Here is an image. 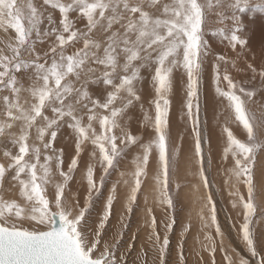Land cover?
I'll use <instances>...</instances> for the list:
<instances>
[{
	"label": "snow or ice",
	"instance_id": "6c2138e0",
	"mask_svg": "<svg viewBox=\"0 0 264 264\" xmlns=\"http://www.w3.org/2000/svg\"><path fill=\"white\" fill-rule=\"evenodd\" d=\"M249 7L250 0H0V30L15 32L0 47V144L11 145L0 150L7 161L0 162V186L10 175L29 205L25 209L16 200L0 199V264H127L133 244L124 250L118 247L127 227L124 219L137 202L149 167L156 170L154 199L166 209L174 208L169 187L182 149L171 142L169 109L174 73L179 70L186 78V112L194 139L188 161L195 160L196 175L208 189L196 198L204 230L201 249L210 253L211 264H217L218 250L223 264H264V233L255 234L252 228L257 195H264V165L256 178L257 164L264 156V104L259 106V116L251 111L254 90L234 82L226 68L221 73L222 64L235 66V60L214 55L205 38L218 36L239 57L248 45L241 14ZM251 8L264 12V0ZM77 22L83 27H77ZM37 44L46 45V50L38 51ZM209 57H213L215 91L226 99L230 121L244 130L245 139H240L227 122L222 128L223 158L231 157L229 180L236 181L230 186L231 206L240 210V222L232 228L247 256L225 247L204 166L198 100L200 76ZM247 68L253 79L258 75L264 82V67L249 63ZM142 69L148 71L150 81ZM221 80L227 82V90L220 87ZM142 82H150L152 91L142 88ZM90 85L102 87L94 94ZM136 107L145 137L133 134L129 127L128 112ZM64 126L74 135L75 149L67 170L63 150L54 146ZM89 145L81 203L78 194H68V186ZM132 152L134 171L120 172L122 179L112 184L93 218L94 194ZM53 165L62 182L55 183L50 193L47 185ZM121 183L127 188L125 214L105 240ZM238 184L246 187V195ZM146 212L149 247L141 246L137 259L140 264H167L168 232L175 218L158 221L151 208ZM188 231L186 226L184 232ZM177 257L176 264H187L184 241L178 245Z\"/></svg>",
	"mask_w": 264,
	"mask_h": 264
},
{
	"label": "rangeland",
	"instance_id": "374dc122",
	"mask_svg": "<svg viewBox=\"0 0 264 264\" xmlns=\"http://www.w3.org/2000/svg\"><path fill=\"white\" fill-rule=\"evenodd\" d=\"M64 2H68V0H64ZM256 2H258V0H250L249 10L246 11L245 13L241 14L242 27H244L243 19H246V18L249 20L250 25L254 26V27H249L248 31H246L247 35L249 34L248 38L250 37L249 38L250 40H251V38L252 39L256 38V37H254V34H257L256 33L257 27L255 28V21H257L259 18L264 17V12H261L258 9L252 10L251 4H254ZM53 14L58 19V12H54ZM262 22L264 23V18L262 19ZM76 26L77 27H83V24L80 22H77ZM259 33H260V30H259ZM14 35H15L14 30H10L9 33H4L3 30H0V47H4L8 43L9 38L11 36H14ZM205 38L209 40L214 55L221 53V54H225L227 57H229L230 61L235 60V66H233V64L231 62H229L227 65L222 64L221 73L223 74V71L226 68L228 71V74L233 78L234 82L238 83L241 86H244L245 88L254 90V92H255L254 102H249V106H250L251 111L255 112L256 115L259 116L260 115L259 106L264 104V82L261 81V79L259 78L258 75L256 76L255 79H253L254 74L247 68V65L249 63H251L254 66H256L258 69L260 67H264V49L262 48L263 46L260 44L261 46H259V45L254 46V48L248 47L247 49L243 50V52L241 53V55L239 57H237L235 53H233L229 48H227L225 46L226 42L222 43L218 36H206ZM255 43L256 44L258 43V39H255ZM220 49L221 50L223 49V50L221 51ZM37 50L38 51L46 50V45L37 44ZM258 53H259V55H258ZM249 56H250V58H249ZM231 57H233L234 59ZM251 58H253V59H251ZM212 63H213V57H209L206 65L204 67V70L201 73L200 83H199V100H198V103H199V120H200L199 127H200V130H201L202 135L204 137L203 143H202L203 155L206 158L204 166L206 169V175L208 176V179L212 185L214 202L216 203V206L218 209V223L221 225V229L225 233V247L228 248L229 250L234 248L236 250V252L240 253L241 255L247 256L248 254L245 251L241 240L237 237L236 231L232 228V224L234 222L235 223L240 222V220L237 219L238 213L240 210L239 209L235 210L232 208V206H231L232 198L230 197L229 194H226V192H227L226 190L230 191L229 188H231L229 186L231 183V180L229 181V175H228V173H226V170L228 171V165H226V163H225V165L217 167V164L214 161L215 159H213L212 156H210L211 154L209 152L210 140H209V136H208L209 134H208V128H207L206 108H205V101H204V94L203 93H204V81H205V78L207 75L206 69L208 67L211 70L210 71L211 75L213 76L212 68H211ZM238 64H239V67H238ZM180 71H182V70H180ZM142 86H143V82L141 84V87ZM101 87H102V85H90L89 90L91 93L97 94V93H99ZM220 87L227 90V82L221 80L220 81ZM172 94H173V92L170 95L171 99H172ZM171 99H170V104H171ZM170 110L171 109H169V113H170ZM169 116H170V114H169ZM188 121L190 124L191 121L189 119H188ZM66 128H68V127L64 126L59 130L57 139L54 142V146L58 149L63 150V152H65V154L67 152V148L65 150L63 149V147L61 145V139L63 137L62 132ZM68 130L70 131L71 136H73L71 129L68 128ZM190 130L192 132V123L190 125ZM136 135L141 136V134H136ZM240 139H245V137L240 138ZM70 141L74 142L73 139H70ZM192 141L194 142L193 133H192ZM71 145H72V148L74 149V143ZM5 147L11 148V145L7 144L6 142L0 144V150H2ZM73 151L71 152L72 154H70L71 158L75 154V149ZM218 160L221 161L222 164H224L223 163L224 160H222L221 158H219ZM64 161L66 162V157L64 158ZM212 161H213V163H212ZM0 162L7 163L6 159L2 155V151H0ZM221 162H219L220 165H221ZM262 165H264V156L260 157V160H259L257 167H256V178H257V180H259L260 169H261ZM213 167L217 168L216 174H214L215 172H213L216 170ZM117 168H118V166L111 171V174L108 177H106L105 182H104V186L101 188L100 192L94 194V204H93V208L90 210L92 212L93 218L102 209L104 203L106 202L107 196L111 192V191L108 192V186L111 185L110 184V178H111L112 174L116 171ZM73 176H74V174H73ZM226 180H227V183H226ZM58 182H62V178H60L58 176V174L55 173L54 165H53V173L50 174V183L47 185V188H48L50 193L54 189L55 183H58ZM218 182H220L221 184H219ZM70 183H71V181L69 182V186H68V194L72 195ZM189 183L190 182L185 183L182 181V182L178 183L180 185V187L177 188L172 183V180L170 182L169 192L172 195L173 200H174V208L166 210L167 211L166 218L168 216H173L175 218V224H174V228L168 232V235L170 238V244L167 248V254H166L167 264H176V261L178 258L177 257L178 245L181 241H184V255L187 259V264H211L210 253H208L207 251H203L201 249L200 241L203 240L204 230L201 227L199 216L197 215V213L195 215V213L192 211L191 206H190V202L188 201V198H187L188 195H190L192 192L190 190L187 196L183 195V193L181 194V190L183 189V187L186 185L189 187ZM15 184H16V182L11 181L10 175H6L5 180L3 182V185L0 186V199L16 200V202L21 207L27 209L29 206L28 202H26L24 200V198L20 196L18 186H14ZM242 188H245V189L243 190ZM242 188H240L242 194L246 195V192H247L246 187L242 186ZM258 188H259V185H258ZM14 190L16 191V197L15 198L12 196H9V194L11 195V192ZM206 190L208 191V189H206ZM117 194H118V191H117ZM82 199H83V197L81 198V203H82ZM115 204H116V200L114 201V204H113L112 215L110 217L109 224H108L106 231L104 233V239L105 240H107L113 234L112 230H113L114 223H116L118 221L120 222V217L125 214L126 202H125L124 206L121 207V210H120L121 214L117 213ZM256 204H257V214L253 218L252 228H253V231L255 234H260V233H264V225H263L264 223H262V222H264V195H261L258 193L257 199H256ZM137 205H138V198H137V202L133 205L132 212L125 215V219H124V220H126V218H127L131 224L135 223L137 225L138 231H136L137 232L136 237L134 240L130 239V238L125 239L124 237H122L120 244L118 246L120 250H124L130 242L133 244V249L127 256V264H140V260L137 259V256H138V253L141 249V246H143L145 249H147L149 247L148 235H149L150 231H146V234L143 235V229L145 226V221H142L141 223H139V218H140V215L142 214V210H140V209L138 210ZM117 214L119 216V218L117 219L118 221H116V218H117L116 215ZM153 214L156 216L155 212H153ZM229 217H231V219H229ZM166 218L163 217V219H166ZM146 224H147V220H146ZM25 226H27V225H25ZM186 226L189 227V231L187 233L184 232V228ZM160 230H161V228L159 226V231ZM161 234H163V233H161ZM217 240H219V237H217ZM233 255H235V254L233 253ZM215 259H216L217 264H223V253H221L218 250L215 254Z\"/></svg>",
	"mask_w": 264,
	"mask_h": 264
},
{
	"label": "bare ground",
	"instance_id": "6f19581e",
	"mask_svg": "<svg viewBox=\"0 0 264 264\" xmlns=\"http://www.w3.org/2000/svg\"><path fill=\"white\" fill-rule=\"evenodd\" d=\"M263 18H259L257 21H255V28L257 27V31H256L257 34H254V37L256 38L254 39L251 38V40L249 39L250 37L248 38L249 34L247 35L246 31H248L249 27H254V26L250 25L249 20L247 18L243 19L244 27H243L242 35H244L248 40V45L245 49H247L248 47L254 48V46H258V45L259 46L262 45L263 46L262 48L264 49V29H263L264 23L262 22ZM259 30H260V33H259ZM255 39H258L257 44L255 43ZM238 67H239V64H238ZM210 71L211 70L208 67L206 69L207 75L204 81V93H203L204 101H205V108H206L207 128H208V134H209L208 136L210 140L209 152L211 154L210 156H212V158L215 159L214 161L216 162L217 167L225 165L226 163V165H228V169H230L232 167L231 157L229 156L227 160L223 158V149L224 147H226V135L223 133L222 128L225 126V123L227 122V126L230 127L234 131V134H236L238 138L245 137L243 134L244 130L242 126L236 123H232L230 121L229 117L231 115V111L228 107L226 99L223 97H220L216 93L215 91L216 84L213 82V76L211 75ZM141 72L145 76V79L147 78L146 80L150 81V76L148 75V71L146 69H142ZM174 75H175L174 89H173L172 99L170 98L171 99V104H170L171 110L169 113L170 114L169 116L170 136H171V142L173 146L181 148L182 152L178 156V160H179L178 170H177L176 176L173 177L172 179V183L176 186L178 183L182 181L185 183L190 182L189 187L186 185L188 188L186 186L183 187V189L181 190V194L183 193V195L187 196L189 191L191 190L192 193L188 195L187 198H188V201L190 202L192 211L195 213V215L196 213L198 215L200 203L197 201L196 198L197 196H204L207 190L201 183L199 176L196 175V173L198 172L197 163L195 162L194 159L192 160L191 163H189L188 161V155H189L188 149L190 147H194V142L192 141V132L190 130L191 123L189 124V121L187 118V112H186V78L183 76V71H180V70L176 71ZM142 88L147 89V91L149 92L152 91L150 82L143 83ZM147 99L151 100L152 96L151 95L147 96ZM145 106L147 107V104ZM128 117H129L128 123H129L130 130L134 134H141V137H145V131L143 128L140 127L138 123V121L142 118L139 108L136 107L134 109H130L128 112ZM148 131L151 132V129L149 128ZM62 133H63V137L61 139V145L64 150L67 148L66 154L64 152V158L66 157L64 168L65 170H67V164L70 163V160H71L70 154H72L71 152L74 150L71 145L74 142H71L70 139L74 140V135L71 136L68 128L64 129ZM90 150H91V146L89 145L88 149L84 153H82L80 157L79 165H78V170L74 173L73 180L70 183V188L72 190L71 193L78 194L80 199L84 196L85 191H86V178L84 177V173L86 172V164L88 161V151ZM134 155H135V152H132L131 155L124 157L122 162L118 165V168L116 169V171L112 174L110 178L111 185L108 186V192L111 191V187L113 183H116L118 180L122 179L120 177V172L131 173L132 171H134V165L132 164V159ZM219 158L224 160L223 161L224 164H222V162L218 160ZM219 162H221V165ZM214 169L216 170L213 172H215L214 174H216L217 168H214ZM146 172L147 174L142 177V181H143L142 191L138 195L139 197H138V205H137L138 207L137 209L142 210V214L140 215V218H139V223H141L142 221H145L143 235L146 234V231H150L148 227V223L146 224V220L148 222V215H147L146 209L151 208L153 212H155L156 218L158 221L163 220V217L166 218V215H167V211H166L167 209L164 206H161L159 203H157V201L154 199V187H155L154 178L156 175V170L153 167H149L146 170ZM226 173H228L227 170H226ZM96 175L98 177L99 169H97ZM124 178H127V176ZM220 182L218 183L221 184ZM233 183H236L234 177L231 179V183L229 186H231V184ZM237 186L242 188L243 185L238 184ZM229 189L231 191V188ZM242 189L244 190L245 188H242ZM126 190H127L126 186H124L122 183L118 185V194H117L118 196L116 199L115 207H116L117 213L119 214H121V211H120L121 207L124 206L126 202V196H125ZM226 191H227L226 194H229L230 191L228 190ZM9 196H12L15 198L16 191L15 190L12 191L11 195L9 194ZM238 209L239 208L235 210H238ZM116 217H117L116 221H118L117 220L119 218L118 214L116 215ZM124 222L126 223L127 227L124 229L123 237L125 239L126 238L133 239V237H136V233H137L136 231H138L137 225L135 223L131 224L127 218L126 220H124ZM117 228H119V221L114 223L112 231L114 232ZM160 228H161L160 230L161 233H163L162 224L160 225Z\"/></svg>",
	"mask_w": 264,
	"mask_h": 264
}]
</instances>
